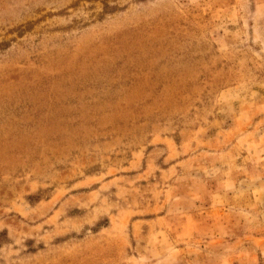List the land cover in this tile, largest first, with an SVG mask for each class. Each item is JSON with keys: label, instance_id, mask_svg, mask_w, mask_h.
Masks as SVG:
<instances>
[{"label": "rangeland", "instance_id": "1", "mask_svg": "<svg viewBox=\"0 0 264 264\" xmlns=\"http://www.w3.org/2000/svg\"><path fill=\"white\" fill-rule=\"evenodd\" d=\"M0 264H264V0H0Z\"/></svg>", "mask_w": 264, "mask_h": 264}]
</instances>
